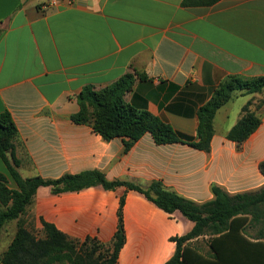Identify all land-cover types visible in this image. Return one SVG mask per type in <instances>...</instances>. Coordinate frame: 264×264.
<instances>
[{"label":"crops","instance_id":"1","mask_svg":"<svg viewBox=\"0 0 264 264\" xmlns=\"http://www.w3.org/2000/svg\"><path fill=\"white\" fill-rule=\"evenodd\" d=\"M48 2L0 0V113L8 111L17 125L23 179L99 171L109 181L144 189L158 182L197 204L214 199L213 186L231 195L264 187V92L238 91L217 111L210 152L158 145L150 133L125 151L122 137L107 141L72 120L84 86L101 89L133 73L126 102L195 138L198 111L223 81L264 78V0H219L208 7H185L183 0H57L44 8ZM240 97L246 101L236 103ZM249 101L261 123L238 144L228 133ZM0 173L9 189H19L1 158ZM121 198L126 242L117 264H166L177 248L172 238L188 234L195 223L124 186L61 193L42 186L23 217L38 233L46 222L72 239L110 244ZM244 217L249 221L242 231L256 242L252 216ZM213 238L203 234L187 242L201 257L186 264H264L263 247L239 241L217 260Z\"/></svg>","mask_w":264,"mask_h":264},{"label":"trees","instance_id":"2","mask_svg":"<svg viewBox=\"0 0 264 264\" xmlns=\"http://www.w3.org/2000/svg\"><path fill=\"white\" fill-rule=\"evenodd\" d=\"M219 0H183L185 7L212 6ZM144 78L142 74H137ZM135 83V75L127 73L113 83L96 89L84 86L77 95L80 110L72 116L76 124L88 125L105 140L122 137L125 151L150 133L158 145L183 143L195 149L210 152L214 136V120L217 111L227 104L238 91L246 90L250 94L264 92V78L242 80L230 77L214 91L211 99L198 111L196 137H182L171 125L146 110H139L126 102L125 95ZM249 101L242 109V118L229 131L228 139L238 144L246 141L260 126L261 119L250 109ZM18 128L8 112L0 113V158L6 164L10 175L16 181L18 190L7 186V178L0 173V233L6 223L17 221V231L8 248L0 256V264H117L119 253L126 242L123 208L125 199L121 198L118 211V227L110 244L100 243L97 239L84 241L72 239L54 225L43 222L39 232L29 229L23 216L32 204L35 193L42 186L51 187L54 193L77 191L91 186H102L115 190L124 186L142 193L150 201L167 213L180 212L195 223L188 234L174 237L176 252L166 264H186L193 256L201 257L194 249L185 244L203 234L214 235L211 249L214 258L221 260L224 249L239 241L241 245L264 248V228L255 235L252 242L242 231L248 223L264 227V187L258 191L231 195L224 189L213 186L214 199L197 204L174 191L166 189L158 182L144 189L125 181H109L99 171L84 172L77 175H64L57 180H45L41 177L23 179L17 168L19 160L15 155V141ZM264 175V162L260 165ZM241 231L243 233H241Z\"/></svg>","mask_w":264,"mask_h":264},{"label":"rangeland","instance_id":"3","mask_svg":"<svg viewBox=\"0 0 264 264\" xmlns=\"http://www.w3.org/2000/svg\"><path fill=\"white\" fill-rule=\"evenodd\" d=\"M246 101V99L244 97H240V100L236 103H244ZM24 219V217H23ZM16 221H12V222H8L6 223L5 227L3 228V233L1 236H0V253L3 252L4 250H6V248L8 247L9 243L11 242V238H13V230H14V227L16 226ZM28 226V225H27ZM29 228V226H28ZM256 228L258 230H262L264 227L261 226V225H256ZM39 234V233H38ZM11 239V240H10Z\"/></svg>","mask_w":264,"mask_h":264},{"label":"built area","instance_id":"4","mask_svg":"<svg viewBox=\"0 0 264 264\" xmlns=\"http://www.w3.org/2000/svg\"><path fill=\"white\" fill-rule=\"evenodd\" d=\"M57 6V0H49L48 4L44 5V8Z\"/></svg>","mask_w":264,"mask_h":264}]
</instances>
